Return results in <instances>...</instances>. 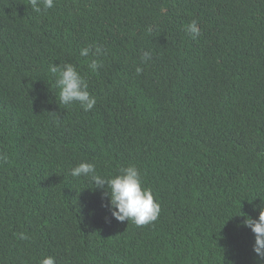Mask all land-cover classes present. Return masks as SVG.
<instances>
[{
	"label": "trees",
	"instance_id": "obj_1",
	"mask_svg": "<svg viewBox=\"0 0 264 264\" xmlns=\"http://www.w3.org/2000/svg\"><path fill=\"white\" fill-rule=\"evenodd\" d=\"M65 63L92 110L59 101ZM0 157V264H264L237 216L264 202V0H0ZM82 162L137 166L158 219L115 220Z\"/></svg>",
	"mask_w": 264,
	"mask_h": 264
},
{
	"label": "clouds",
	"instance_id": "obj_2",
	"mask_svg": "<svg viewBox=\"0 0 264 264\" xmlns=\"http://www.w3.org/2000/svg\"><path fill=\"white\" fill-rule=\"evenodd\" d=\"M56 0H31L32 8L35 12H46L55 6ZM186 32L193 38L200 35V29L197 22L192 21L186 28ZM100 57L103 49L95 44L84 47L80 51L81 56ZM151 60L149 52L143 53L140 58L141 65H147ZM103 66L99 59H92L88 67L92 72L98 71ZM50 73L55 77V85L58 89L59 101L65 106H72L78 103L84 111H90L94 108L96 98L88 90L87 79L80 74L77 68L69 63L62 66H49ZM144 71L141 66L136 67V73L139 75ZM6 159V157H0ZM73 177H90L95 185V189L103 190L104 197L108 200L112 217L123 222L131 221L137 226H144L155 222L160 214V205L154 201L152 190L144 185L142 173L137 166L128 165L118 169V173L105 177L97 173L95 163L82 162L73 167L70 171ZM257 209H254L256 211ZM258 218L242 213L237 215L243 217L242 226L251 230L254 234L255 242L253 252L259 258H264V202L258 208ZM21 240H27L29 237L20 232L17 234ZM39 264H55V258L47 256L40 260Z\"/></svg>",
	"mask_w": 264,
	"mask_h": 264
}]
</instances>
